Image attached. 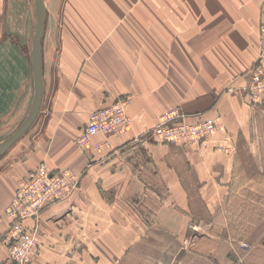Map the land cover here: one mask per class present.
<instances>
[{"label": "crops", "instance_id": "0c3cea01", "mask_svg": "<svg viewBox=\"0 0 264 264\" xmlns=\"http://www.w3.org/2000/svg\"><path fill=\"white\" fill-rule=\"evenodd\" d=\"M25 1L0 0V113L12 112L19 102L27 106L33 100L31 49L35 11L34 2L30 7ZM95 1L101 8L85 9L91 19L89 24L60 28L56 18L49 19L48 26L45 24L41 44L43 95L37 116L39 122L26 145L25 156L14 164L13 160L8 159L4 162H8L7 167L0 171V237L8 225L4 209L14 195L17 182L30 169L42 163L50 170L84 174L86 181L89 171L96 167L95 172L99 171L98 178L102 179L103 187L119 195L111 202L118 201L127 208L134 207L127 193L131 191L138 172L129 174L127 180L120 184L116 177L119 173H115L111 166L89 165V162H93L90 159L92 155L76 147V138L90 114L121 99H128L124 112L130 127L120 137H106L112 143L107 156L115 159L114 151H121L125 163L131 160L133 163L139 162L138 166L141 167L142 161L148 162L149 174L166 186L167 193L184 216L191 214V201L188 203L185 200L190 191L185 176L186 171L191 170L198 179L197 192L201 193L205 203V218L210 220L211 217L212 222H218L224 201L220 192L227 195L231 190L234 172L241 167L242 158L239 142L231 153L223 151L224 131L232 133L238 141H245L249 150L252 148L257 152L256 123L264 121V103L252 109L249 107L250 114L243 116V104L235 98L237 104L235 96L225 94L224 90L232 85L234 75L249 70L253 63V56L247 50L253 35L250 18L258 17L264 0ZM57 11L58 19L61 10ZM69 15L73 18L71 13ZM197 17L205 21L204 26L203 22L194 21ZM184 32H188V35H184ZM178 36H184V40L180 42ZM173 46L177 50L176 55L172 56L174 59L169 56L168 62H172L169 68L168 64L165 66L162 56L155 57L149 51L156 49L161 54ZM179 69L185 71L184 77L190 82L185 91L179 89ZM167 78L169 83H165ZM244 84V78L237 82L239 87ZM7 103L11 106L8 109L3 107ZM178 105L187 112H208V117L216 120L220 129L205 140L204 153L194 151L184 139L160 147L144 137L149 135L158 114ZM79 126L82 127L80 130ZM131 145L141 148L144 156L138 158L127 154ZM177 148L185 165L182 181L178 169L171 163V157L177 156ZM131 167L134 169L133 165ZM183 183H186L187 189ZM102 191L105 192L103 188ZM78 194L74 198L73 210L87 202L83 201L84 195ZM99 198L108 207L109 202H104L103 196ZM66 207L65 204L57 205L47 212L52 209L61 212L59 219L63 217V221L67 218L68 212L64 214ZM135 218L140 220V224L154 225L171 239L183 242L181 230L175 227L177 224L164 222L159 207L154 210L150 220L143 219L139 213ZM90 222L95 220L91 219ZM208 222L205 221V224ZM93 240L98 248L96 233ZM72 242L59 264H69L72 261L70 257L74 253L84 252L90 240L76 236ZM130 244L119 251L118 247L108 246L105 240L100 247L106 250L114 263V258L128 260L133 255L135 249L130 248ZM162 253L175 255L170 248L162 249ZM179 253L183 254V250ZM97 254L90 252L89 257L98 258ZM217 255L218 250L205 249V256ZM6 256L7 252L0 243V261ZM41 264L47 263L41 261Z\"/></svg>", "mask_w": 264, "mask_h": 264}, {"label": "rangeland", "instance_id": "374dc122", "mask_svg": "<svg viewBox=\"0 0 264 264\" xmlns=\"http://www.w3.org/2000/svg\"><path fill=\"white\" fill-rule=\"evenodd\" d=\"M76 1L77 0H44L46 8L45 24L47 23L48 26L49 19L52 18H56V23H59L60 28L66 25L77 26L91 23V19L86 15L85 9L101 8L97 1ZM33 2L34 0L25 1L30 7ZM58 9L61 10V16L59 15L57 19L56 14L59 12L57 11ZM259 10L257 18H250L251 25L253 26V35L249 40L247 50L253 56V63L249 70L244 71L240 75H234L231 78L232 85L226 87L224 90L225 94L235 96L234 100L236 101L237 99L243 104V116L250 114L248 111L249 107L252 109L253 106H262L264 103V75L260 73V68H264V62L261 64V67L259 66L261 50L264 60V4ZM70 13L73 15L74 19L69 15ZM194 21L203 22L202 26L205 25V21L200 17L195 18ZM73 32H75V28H73ZM254 34L256 36L255 39ZM73 35H78V33H74ZM184 35H188V32H184ZM178 40L182 42L184 36H178ZM176 50L177 49L173 46L169 50L166 49V52L162 51L161 54H159L156 49H150L149 51L155 57L162 56L163 61L166 63L165 66L168 64L167 68H169V63L172 62L168 61H170V57L172 58V56L176 55ZM178 57L180 58V54ZM179 66L180 65L177 67ZM184 73L185 71L179 69L178 85L179 89L182 91H185L188 86H190V82L184 77ZM243 78L245 84L243 87H239L237 82L241 81ZM165 83H169L168 78ZM31 104L25 106L19 102L16 107H13L15 109L14 111H2L0 113V142L9 137L20 127L30 112ZM3 107L8 109L11 106L7 103L3 105ZM172 107H178V116L185 118V122L189 124L187 132L192 136V139L188 145H190L194 151L204 153L205 140L213 136L220 128H217L216 125L207 138L202 141L195 140L193 132L198 130V126L197 128L195 126L200 124L203 120L210 118L208 117L209 113L205 111L187 112L179 105L170 106L164 110H169ZM211 119L213 120L214 118L212 117ZM38 122L39 118L36 117L28 130L0 155V171L7 167L6 165L8 162H4L8 159L13 160L14 164L18 159L25 156L23 154L26 150V145L28 141H31V136H33ZM86 124L87 123L83 124V129L77 136L76 142ZM82 127L79 126V130ZM148 131L145 133H148ZM167 135L169 136V134ZM222 135V141H225L222 145V149L225 153H231L239 142V149L242 155V168L240 167L238 172L237 170L234 172L229 193L224 195L223 191L220 192L224 201L219 218L217 217L218 222H212L211 217L210 220L205 218V216L207 217L205 203L201 193L197 192V188L199 187L198 179L193 175L191 170L186 171L185 178L188 180L186 182L190 191L187 192L186 198L184 196L188 203L191 201V214L189 216H184L178 205L170 198V195L166 191V186L162 185L149 174L150 165L148 162L142 161L140 165L142 164L143 166L141 165V167L138 166V161V163H133L134 161L129 160L125 163V159L122 160L121 151H114L116 152V158H113L114 160L110 159L111 155L107 156V152L111 151V141L108 140V142H105V137L103 139L97 135L92 139V143L90 144V146L93 147L92 150L89 149L90 151H85L81 148L85 145L80 146V144H77L76 147L81 149L85 154L92 155L90 159H92L93 162H89V165H97L98 167V165L102 164L104 167L109 166V168L111 166L115 173H119L116 177L120 184L127 180L129 174L131 175L132 173L138 172L133 185L130 187L131 191L127 193V198L134 207L127 208L122 206L118 201L111 202L115 196L118 197L119 195L114 191L112 194V190L110 193L103 187L102 179L98 178L99 171H97V173L95 172L96 167L89 171L88 181L84 178V174L77 175L68 171L71 179L65 178L63 180L64 186L60 187V184H58L56 187L57 189L62 188V194L64 193L65 196L50 205H44L41 210L38 211L39 215L36 220H27L28 226L30 228L32 227L28 232V234H31L33 237L30 248L31 255L26 262L15 261V264H41V261H45L47 264H59L65 257L64 253L67 252L70 245L73 243V238L76 236L89 238L90 242H88L84 252L74 253L73 256L70 257L72 261L69 264H99L101 262L107 264H264V121L259 120L256 123L255 139L259 142L257 152L255 150L253 151L252 148L249 150L246 147L245 141H240V139L238 141L235 139L234 135L228 131H224ZM144 137L150 143L159 145L160 147L161 145L174 144L168 143L167 141H154L151 131L148 136L144 135ZM135 142L137 143L138 141ZM177 150V156L171 157V163L178 169L181 180L182 177H184L183 170L185 165H183L180 158V150L178 148ZM127 151H129L127 154L132 155V157L139 156L138 158H142L144 156L143 150L138 146L131 145L130 150ZM125 152L123 151V153ZM40 165L47 167L44 163L39 164V166ZM131 165H133L134 169H132ZM36 167L24 174L17 182V186L19 182ZM110 171L111 170H109V172ZM101 173L103 174L102 171ZM121 174L123 175L120 176ZM185 184L186 183H183L184 186ZM102 188L105 192L102 191ZM185 188L187 189V186H185ZM79 192L84 195L83 201L87 202L77 210H73L72 205L74 203V198L79 195ZM110 195H112V199ZM102 196L104 202H109L108 207L106 203H101L99 201V197L102 198ZM64 204L68 207V209L67 207L64 209L66 210L64 214H66V212L68 213L66 216L67 218L63 221H61L63 217L59 219L61 212H55L54 209L47 212L51 207L56 208L57 205L61 206ZM6 207L4 209L5 216ZM158 207L160 208V216L164 222L177 224L175 227L181 230V238H183L182 243L179 240L171 239L160 229H157L156 226L140 224V220H136L135 215H138V213L142 215L143 219L150 220L154 210ZM91 219L95 220V222H90ZM135 220L136 223L140 225L139 228ZM205 221L210 222L205 224ZM95 233L98 236V248L94 246L93 235ZM105 240H107L108 246L113 248L118 247L119 251L122 249L125 250L127 245L131 243L130 248H134L135 251L128 260H122V257L114 258L113 263L112 257L106 254L107 252L104 248L101 249L100 247ZM12 243H17V241H13ZM2 247L5 250L7 249L5 244H2ZM165 248L173 250L175 255L166 256L163 254L162 249ZM205 249L218 250L217 257L205 256ZM180 250H183V254H177ZM90 252H98V258L91 259L89 257Z\"/></svg>", "mask_w": 264, "mask_h": 264}, {"label": "built area", "instance_id": "2783aa9c", "mask_svg": "<svg viewBox=\"0 0 264 264\" xmlns=\"http://www.w3.org/2000/svg\"><path fill=\"white\" fill-rule=\"evenodd\" d=\"M259 62L261 67L264 62L262 50ZM260 73L264 75L263 67L260 68ZM127 101V98L121 99L93 111L77 140V144L85 145L81 148L90 151L93 149L90 146L92 139L97 135L105 136L104 141L108 142V136L115 138L126 134L130 127L124 112ZM177 111H179L178 107H172L156 117L151 130L154 140L177 143L184 139L187 143L191 142L192 136L187 132L189 124L185 122V118L178 116ZM197 126L198 130L193 132L194 139L202 141L216 127V121L208 118L195 127L197 128ZM65 178L71 179L67 170L50 171L47 167L38 165L19 182L12 200L5 210L9 222L0 239L7 248V256L0 261V264H15V261L26 262L27 259L29 260L33 237L28 234L32 227L28 226L27 220H36L39 215L38 211L44 205H50L65 196L64 193L62 194V188H56L58 184L60 187L64 186ZM13 241H17V243H12Z\"/></svg>", "mask_w": 264, "mask_h": 264}, {"label": "water", "instance_id": "95a60500", "mask_svg": "<svg viewBox=\"0 0 264 264\" xmlns=\"http://www.w3.org/2000/svg\"><path fill=\"white\" fill-rule=\"evenodd\" d=\"M36 17L35 31L32 40L31 67L33 74L34 95L31 109L20 127L9 137L0 142V155L5 152L35 121L41 105L43 95L42 80V48L41 41L44 35L46 10L44 0H34Z\"/></svg>", "mask_w": 264, "mask_h": 264}, {"label": "bare ground", "instance_id": "6f19581e", "mask_svg": "<svg viewBox=\"0 0 264 264\" xmlns=\"http://www.w3.org/2000/svg\"><path fill=\"white\" fill-rule=\"evenodd\" d=\"M35 19H36V17H35ZM36 24V23H35ZM31 52H32V49H31ZM31 70H32V67H31ZM32 77H33V74H32ZM151 131V130H150ZM149 134H150V132H149Z\"/></svg>", "mask_w": 264, "mask_h": 264}]
</instances>
